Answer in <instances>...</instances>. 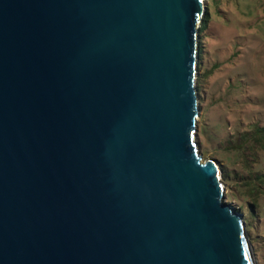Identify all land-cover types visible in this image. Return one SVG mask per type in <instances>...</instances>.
Returning a JSON list of instances; mask_svg holds the SVG:
<instances>
[{
  "label": "water",
  "instance_id": "obj_1",
  "mask_svg": "<svg viewBox=\"0 0 264 264\" xmlns=\"http://www.w3.org/2000/svg\"><path fill=\"white\" fill-rule=\"evenodd\" d=\"M202 0H0V264H255L194 139Z\"/></svg>",
  "mask_w": 264,
  "mask_h": 264
},
{
  "label": "rangeland",
  "instance_id": "obj_2",
  "mask_svg": "<svg viewBox=\"0 0 264 264\" xmlns=\"http://www.w3.org/2000/svg\"><path fill=\"white\" fill-rule=\"evenodd\" d=\"M205 18L194 139L203 160L216 161L224 201L243 219L255 264H264V131L254 138L264 127V0H202L199 30Z\"/></svg>",
  "mask_w": 264,
  "mask_h": 264
},
{
  "label": "trees",
  "instance_id": "obj_3",
  "mask_svg": "<svg viewBox=\"0 0 264 264\" xmlns=\"http://www.w3.org/2000/svg\"><path fill=\"white\" fill-rule=\"evenodd\" d=\"M208 20H209V18H205L204 19V23L200 26V30H199V33H198V35L199 34H201V32L204 30V28L207 26V22H208ZM201 51L202 50H199V58L201 57ZM198 67H199V65H198ZM261 131H264V127H262V128H257V130L254 132L255 133V135H254V138H255V140L256 141H261L262 139H261V137H260V134H261ZM238 140V139H237ZM242 141V140H241ZM241 141H239V142H241ZM239 142H237V150H239L240 151V149H242V147H248V146H246V144H241V143H239Z\"/></svg>",
  "mask_w": 264,
  "mask_h": 264
}]
</instances>
